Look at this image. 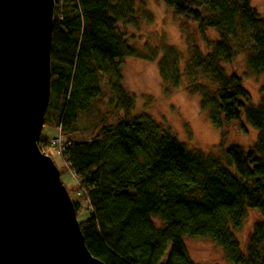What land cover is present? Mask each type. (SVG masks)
Segmentation results:
<instances>
[{
    "label": "trees",
    "instance_id": "16d2710c",
    "mask_svg": "<svg viewBox=\"0 0 264 264\" xmlns=\"http://www.w3.org/2000/svg\"><path fill=\"white\" fill-rule=\"evenodd\" d=\"M162 1L195 28L194 36L185 32L188 92L200 95V109L218 130L245 113L258 138L248 150L232 144L222 157L204 155L186 149L147 114H131L135 99L122 85L121 63L157 56L139 52L116 32L121 20H135L134 0H54L43 123L59 128L68 143L60 154L77 179L68 193L88 211L79 221L85 244L104 264H196L182 238L204 236L221 245L232 264H264V221L252 227L245 252L232 234L248 208L264 219V15L249 0ZM162 52L160 78L178 86L179 54L169 46ZM238 54H245L251 75L263 76L258 105L241 76L226 69ZM103 73L123 115L99 135L74 140L70 130L101 96ZM48 141L41 134V150ZM74 206L78 212L79 203Z\"/></svg>",
    "mask_w": 264,
    "mask_h": 264
},
{
    "label": "water",
    "instance_id": "95a60500",
    "mask_svg": "<svg viewBox=\"0 0 264 264\" xmlns=\"http://www.w3.org/2000/svg\"><path fill=\"white\" fill-rule=\"evenodd\" d=\"M54 0H0V264H104L39 147L51 94Z\"/></svg>",
    "mask_w": 264,
    "mask_h": 264
},
{
    "label": "rangeland",
    "instance_id": "374dc122",
    "mask_svg": "<svg viewBox=\"0 0 264 264\" xmlns=\"http://www.w3.org/2000/svg\"><path fill=\"white\" fill-rule=\"evenodd\" d=\"M249 3L257 13L264 15V0H249ZM133 9L135 20L129 16L121 20L117 23L116 32L122 34L126 42L139 52L148 54V51L155 50L157 56L151 61L129 56L121 63L122 85L135 99L131 114H147L190 151L222 157L225 149L232 144L242 146L245 150L250 149L258 135L256 128L248 124L245 113L242 112L241 122L231 121L223 129L218 130L212 125L207 112L200 109V95L190 94L187 90L188 77L184 70L189 58V50H187L185 32L194 36L195 28L186 23L183 16L177 15L174 9L162 0H134ZM163 46L174 48L179 54L178 86L173 87L170 83L162 82L160 78L157 62L162 57ZM200 47L206 51L201 42ZM245 58V54H238L226 69L236 71L241 76L244 87L251 95V102L258 105L263 76L251 75ZM100 76L102 94L88 111L81 113L78 123L70 130L69 136L74 140L90 139L99 135L102 126L115 125L123 115V110L116 106V99L109 83L110 76L104 73ZM41 134L50 140L58 133L53 124L46 122ZM43 151L51 156L55 166L61 170L63 185L70 191L77 184V179L68 169L62 154L58 149L50 146ZM69 193L74 202L79 203L77 219L82 221L88 216L85 202H79L73 193ZM246 211L242 227L232 232L243 252L252 227L257 221H264L257 209L248 208ZM154 221L156 224L160 222L156 218ZM182 240L189 258L196 264H232L224 256L222 246L208 237L185 235ZM261 253L264 254V246L261 248Z\"/></svg>",
    "mask_w": 264,
    "mask_h": 264
},
{
    "label": "built area",
    "instance_id": "2783aa9c",
    "mask_svg": "<svg viewBox=\"0 0 264 264\" xmlns=\"http://www.w3.org/2000/svg\"><path fill=\"white\" fill-rule=\"evenodd\" d=\"M59 128H57V136L52 137L49 141L48 144L50 147L54 148V149H58V151L61 153L63 150H65V147L68 143H66V141L63 139V137L61 136V133H59ZM43 151V150H42ZM46 155L47 153L45 151H43ZM65 162V161H64ZM65 164L68 167V164L65 162Z\"/></svg>",
    "mask_w": 264,
    "mask_h": 264
}]
</instances>
